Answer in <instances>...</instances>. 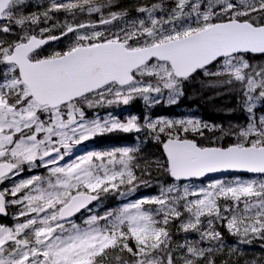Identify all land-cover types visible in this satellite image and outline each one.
Masks as SVG:
<instances>
[{"label": "snow or ice", "instance_id": "obj_1", "mask_svg": "<svg viewBox=\"0 0 264 264\" xmlns=\"http://www.w3.org/2000/svg\"><path fill=\"white\" fill-rule=\"evenodd\" d=\"M256 57L264 0H0V216L16 209L13 224L0 223V264H241L243 250L221 229L264 248ZM197 78L232 95L245 122L110 111L136 100L177 105ZM114 133L140 143L75 154ZM147 141L159 157H145ZM217 173L254 178L203 183ZM160 175L172 182L138 195ZM109 198L119 203L101 211Z\"/></svg>", "mask_w": 264, "mask_h": 264}, {"label": "trees", "instance_id": "obj_2", "mask_svg": "<svg viewBox=\"0 0 264 264\" xmlns=\"http://www.w3.org/2000/svg\"><path fill=\"white\" fill-rule=\"evenodd\" d=\"M47 0H31L33 5L37 3H46ZM125 4L129 2H134V0H123ZM36 10L35 7L28 9V11ZM60 17H63V14H59ZM132 15H135L133 12ZM67 46V39L64 41H59L48 47V50H53V47L56 50H61ZM256 61H260L255 59ZM264 60V59H261ZM185 95L181 99V101L171 107H166L165 104L155 105L151 109H145V106L141 100L133 101L127 107H120L116 109H111L114 115H137L141 118L145 114L151 115L152 118H170L177 119L178 117L186 118V116L191 115L194 111L199 114L202 120L206 122H213L215 124H222L225 127H228L229 124L227 121H234L233 124H241L245 122L246 114L242 113L237 107L235 98L225 92L223 89L218 87H209L206 84V81L201 78H197L191 82H188L184 86ZM194 94V95H193ZM183 109H179V108ZM108 109L101 110V115L105 114ZM261 114V113H259ZM241 122V123H239ZM137 134H123V133H114L109 136L99 137L100 141L103 142L104 146L101 149H111V148H119L125 146H135L140 143L137 140ZM141 134V139H142ZM222 143H227V138H225ZM143 149V153L147 158H157L161 154L160 148L153 142L147 141L143 145H141ZM157 181L162 182L164 184L172 182L170 177L166 175H160L153 178V182L156 187L151 189H142L139 195L141 194H151L154 193L158 184ZM119 203L115 198H109L105 201V204L101 207V211L104 207L108 206H116ZM14 208H9V218L7 222L10 224L11 213L14 212ZM1 223V222H0ZM224 233L225 243L229 246H237L243 250V255L240 257V262L243 264L246 259H260L264 257V248H262L261 241H255L251 245H236V238L229 235L226 229H221Z\"/></svg>", "mask_w": 264, "mask_h": 264}, {"label": "rangeland", "instance_id": "obj_3", "mask_svg": "<svg viewBox=\"0 0 264 264\" xmlns=\"http://www.w3.org/2000/svg\"><path fill=\"white\" fill-rule=\"evenodd\" d=\"M53 49H56V48H54L53 47ZM49 51H51V50H49ZM163 104V103H162ZM145 106V105H144ZM168 106V105H167ZM145 109H148V108H146L145 107ZM89 115L91 116L92 115V113H89ZM104 115V114H103ZM129 114H125V115H118V117H120L121 119H123L124 117H126V116H128ZM192 117H196V118H199L200 116H192ZM159 118V117H158ZM183 118V117H182ZM188 118V117H187ZM167 119H170V118H167ZM177 119H180V118H177ZM211 123H213V122H211ZM227 123L229 124V125H232L233 123H234V121H227ZM242 123H244V122H242ZM241 123V124H242ZM97 140L95 139V140H91V141H88L87 142V146L85 147L84 145H81L77 150H75V154L76 155H81V154H84L85 152H87V151H104V150H111V149H114V148H111V149H96V148H94L95 146V142H96ZM223 141V140H222ZM222 141H220L221 143H222ZM38 171H40V172H42L43 170L41 169V170H38ZM28 175H30V173H27V172H25L24 173V176H28ZM232 178V177H231ZM231 178H219V179H231ZM241 178H252V177H241ZM17 179H19V177L17 178ZM7 183V182H6ZM207 183V182H206ZM196 186H199L200 184H198V183H194ZM5 187V186H4ZM139 195V194H138ZM14 208V207H13ZM16 211V209H14V212ZM14 223V221H13V218H12V224Z\"/></svg>", "mask_w": 264, "mask_h": 264}, {"label": "water", "instance_id": "obj_4", "mask_svg": "<svg viewBox=\"0 0 264 264\" xmlns=\"http://www.w3.org/2000/svg\"><path fill=\"white\" fill-rule=\"evenodd\" d=\"M231 175H248V176H251V174H246V173H217V174H212L210 177L204 178L203 181L208 180V179H212V178L231 176ZM0 217L4 218L6 216H0Z\"/></svg>", "mask_w": 264, "mask_h": 264}, {"label": "bare ground", "instance_id": "obj_5", "mask_svg": "<svg viewBox=\"0 0 264 264\" xmlns=\"http://www.w3.org/2000/svg\"><path fill=\"white\" fill-rule=\"evenodd\" d=\"M194 95V94H193Z\"/></svg>", "mask_w": 264, "mask_h": 264}]
</instances>
